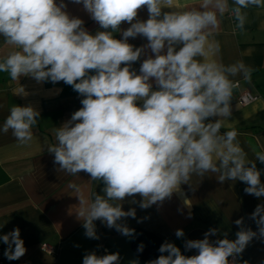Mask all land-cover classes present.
<instances>
[{
	"label": "clouds",
	"instance_id": "1",
	"mask_svg": "<svg viewBox=\"0 0 264 264\" xmlns=\"http://www.w3.org/2000/svg\"><path fill=\"white\" fill-rule=\"evenodd\" d=\"M72 2L82 4L103 30L95 35L87 31L82 19L68 14L64 0H0V37L12 46L0 57V73L19 85L21 77L37 83L63 81L83 97L82 107L51 130L55 143H45L60 171L72 176L84 172L103 184L91 199L80 186L69 185L79 198L76 213L86 237L99 239L97 220L134 237L135 229L121 221L136 218V209L125 211L124 201L132 198L129 202L136 204L138 194L141 209L162 204L174 193L183 195L181 185L191 186L193 176L240 181L246 194L264 197V169L257 167V162L264 164V150L253 149L255 159H248L240 133L224 130L238 78L250 83L254 69L242 60L224 64L214 36L226 14L234 21L233 31L243 30L246 10L264 8V0H199L183 8L176 0ZM142 8L149 14L146 20L137 18ZM122 23L129 27L121 29ZM138 36L147 43L134 47L129 38ZM141 57L146 58L137 72L132 66ZM17 94L28 95L23 86ZM39 117L31 104L12 106L0 134L11 131L19 144L27 145ZM250 219L257 231L237 219L234 240L226 233L210 239L217 236L216 228L203 239L186 240L185 250L195 249V255L165 241L158 258L148 264H240L237 257L249 243L264 239V204L256 206ZM175 235L185 234L178 229ZM0 243L7 245L3 254L9 261L26 254L18 227L0 235ZM144 247L139 244L137 252ZM82 264H121V256L90 252Z\"/></svg>",
	"mask_w": 264,
	"mask_h": 264
},
{
	"label": "crops",
	"instance_id": "2",
	"mask_svg": "<svg viewBox=\"0 0 264 264\" xmlns=\"http://www.w3.org/2000/svg\"><path fill=\"white\" fill-rule=\"evenodd\" d=\"M64 2L68 14L82 19L83 27L91 34L103 30L82 4L72 0ZM198 2L176 0L181 8ZM246 11L247 21L243 30L233 31L234 21L226 14L221 18L214 36L220 43L219 59L224 64L242 60L254 69L250 83L238 78L239 87L234 90L229 127L224 129L235 128L240 133L238 140L241 146L248 159L254 160L253 149L264 150V8L253 6ZM148 15L147 9L142 8L137 18L146 20ZM127 27V23H122L121 29ZM114 35L121 38V33ZM128 42L134 47H141L147 40L138 36L129 38ZM11 50L12 46L0 37V57ZM144 58L133 64L137 72ZM20 86L25 88L27 96L17 94ZM243 92L257 98L243 105L238 101ZM82 98L63 81L37 83L30 77H21L19 85L7 73H0V126L12 106L31 104L40 112L33 140L29 144H19L11 131L0 134V225H3L0 235L18 227L27 249L19 260L9 261L5 257V264H82L84 255L90 252L97 255L118 252L121 264L139 261L130 247V237L123 236L114 228L109 229L100 220L95 221L99 239L86 237L83 220L76 213L79 198L69 185L80 186L85 197L91 199L94 193L101 191L103 184L90 181L89 174L84 172L72 176L60 171L59 165L54 163V154L47 150L45 141L55 143L51 130L69 120L72 113L82 107ZM257 167L264 169V164L257 162ZM261 180L264 182V173ZM191 183V186L181 185L183 195L174 193L162 204L147 209L139 207L141 197L138 194L136 204L129 202L132 198H127L123 209L135 208L136 218H124L121 222L130 228L139 227L152 233L164 242H172L189 256L195 255L196 250H185V241L203 239L210 228L219 230L217 236L210 239L224 238L226 233L228 239L234 240L239 230L234 222L243 218L245 227L257 231L250 215L258 204H264V197L246 194L245 183L231 180L220 183L212 174L203 178L193 176ZM178 229L184 231L183 238L176 237ZM42 243L56 250L55 263L51 255L40 251ZM2 245L5 250L7 245ZM237 259L240 264H264V239L254 238Z\"/></svg>",
	"mask_w": 264,
	"mask_h": 264
},
{
	"label": "trees",
	"instance_id": "3",
	"mask_svg": "<svg viewBox=\"0 0 264 264\" xmlns=\"http://www.w3.org/2000/svg\"><path fill=\"white\" fill-rule=\"evenodd\" d=\"M132 228L135 229V235L134 237L130 238V247L132 248L133 252L137 256V259H139L141 264H148V261L158 258V256L160 255L158 249L161 244L164 243V241L152 233H149L143 229L141 230V228L139 227ZM141 243H143L145 247L143 252L138 253L137 247ZM181 251L183 254L186 255L183 249H181Z\"/></svg>",
	"mask_w": 264,
	"mask_h": 264
},
{
	"label": "built area",
	"instance_id": "4",
	"mask_svg": "<svg viewBox=\"0 0 264 264\" xmlns=\"http://www.w3.org/2000/svg\"><path fill=\"white\" fill-rule=\"evenodd\" d=\"M256 98L257 97L251 93L243 92L239 95L238 101L241 102L243 105H247V104H250L251 101L255 100ZM3 250H4L3 245L2 243H0V264L6 263V258L3 254L4 253ZM40 251H43L46 254L51 255L53 257L54 263L57 261V252L53 248V246L47 243H42L40 246Z\"/></svg>",
	"mask_w": 264,
	"mask_h": 264
}]
</instances>
